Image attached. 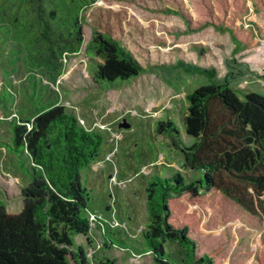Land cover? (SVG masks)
<instances>
[{
    "label": "trees",
    "instance_id": "trees-1",
    "mask_svg": "<svg viewBox=\"0 0 264 264\" xmlns=\"http://www.w3.org/2000/svg\"><path fill=\"white\" fill-rule=\"evenodd\" d=\"M171 1L167 11L190 30L223 29L245 48L254 38L264 40V0ZM97 2L0 0V60L5 57L7 72L22 67L34 85L38 79L56 83L66 59L82 48L84 11ZM251 7L254 20L244 24ZM90 48L100 59L92 68L96 85H121L144 70L127 46L103 31L94 32ZM180 123L159 120L155 133L180 151L184 168L200 176H150L141 232L152 264H173L168 240L184 247L187 264H264V240L251 261L230 260L224 251V230L234 223L264 233V94L250 91L241 98L230 86L202 85L184 96ZM10 127L11 148L28 158L30 183L22 189L19 213L4 212L0 202V264H118L109 256L88 255L86 244L77 241L88 237L91 213L107 238L114 227L110 220L117 221L110 206L101 212L89 206L105 133L87 127L59 100L30 118L12 117Z\"/></svg>",
    "mask_w": 264,
    "mask_h": 264
},
{
    "label": "rangeland",
    "instance_id": "rangeland-1",
    "mask_svg": "<svg viewBox=\"0 0 264 264\" xmlns=\"http://www.w3.org/2000/svg\"><path fill=\"white\" fill-rule=\"evenodd\" d=\"M168 6L173 1L98 0L84 11L82 48L66 59L56 83L38 79L34 85L22 67L11 74L5 57L0 60V202L4 212L17 214L23 209L22 189L30 183L28 158L11 148V118H30L50 101L59 100L87 127L105 133L104 161L93 166L96 173L89 184V206L95 212L110 206L118 221L108 230L111 242L93 221L90 242L80 236L78 243L86 244L88 255L109 256L118 264H152L141 232L148 218L145 188L150 176L181 174L187 181L200 176L199 171L184 168L180 151L156 135L157 122L170 118L181 127L182 100L202 85H227L241 98L250 91L264 94V40L254 38L245 48L223 29L190 30L178 14L167 11ZM254 17L251 7L242 22ZM97 30L127 46L144 70L121 85L120 81L114 86L94 84L92 68L100 59L90 43ZM220 233L229 236L224 251L230 260L251 261L264 240L262 229L243 230L237 223ZM165 250L173 264L188 263L178 241L168 240ZM71 264L79 262L72 259Z\"/></svg>",
    "mask_w": 264,
    "mask_h": 264
},
{
    "label": "built area",
    "instance_id": "built-area-1",
    "mask_svg": "<svg viewBox=\"0 0 264 264\" xmlns=\"http://www.w3.org/2000/svg\"><path fill=\"white\" fill-rule=\"evenodd\" d=\"M92 215H93V219H91V220H92V222H93V221H95V215H94V214H92ZM116 223L118 224L117 221H113V224H112V225H115Z\"/></svg>",
    "mask_w": 264,
    "mask_h": 264
},
{
    "label": "water",
    "instance_id": "water-1",
    "mask_svg": "<svg viewBox=\"0 0 264 264\" xmlns=\"http://www.w3.org/2000/svg\"><path fill=\"white\" fill-rule=\"evenodd\" d=\"M122 126H127V124H122Z\"/></svg>",
    "mask_w": 264,
    "mask_h": 264
}]
</instances>
